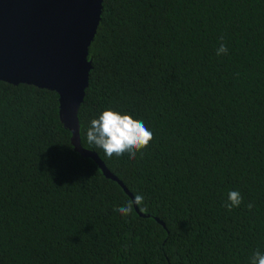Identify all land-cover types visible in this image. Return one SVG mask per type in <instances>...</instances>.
Wrapping results in <instances>:
<instances>
[{"label": "trees", "instance_id": "1", "mask_svg": "<svg viewBox=\"0 0 264 264\" xmlns=\"http://www.w3.org/2000/svg\"><path fill=\"white\" fill-rule=\"evenodd\" d=\"M88 59L81 146L144 197L145 215L114 210L131 198L74 149L54 90L0 80V264H251L264 253V0H102ZM106 108L153 133L135 159L87 142ZM230 190L243 198L231 211Z\"/></svg>", "mask_w": 264, "mask_h": 264}, {"label": "water", "instance_id": "2", "mask_svg": "<svg viewBox=\"0 0 264 264\" xmlns=\"http://www.w3.org/2000/svg\"><path fill=\"white\" fill-rule=\"evenodd\" d=\"M101 9L102 0H0V80L54 90L59 119L70 131L74 149L93 159L134 201L98 154L80 143L77 114L88 84V48ZM133 206L139 215H145L135 203Z\"/></svg>", "mask_w": 264, "mask_h": 264}, {"label": "clouds", "instance_id": "3", "mask_svg": "<svg viewBox=\"0 0 264 264\" xmlns=\"http://www.w3.org/2000/svg\"><path fill=\"white\" fill-rule=\"evenodd\" d=\"M227 46L221 42L216 50V55L227 54ZM87 142L101 149L108 158L120 157L127 153L129 159H135L137 152L147 148L153 139V133L145 126L142 120L134 119L129 114H121L110 108L103 110L98 118H93L86 131ZM144 197L135 195V200L114 209L123 216H128L133 211V203L141 205ZM243 201L238 191L230 190L224 207L231 211L239 207ZM249 210L253 207L248 204ZM251 264H264V253L256 250L251 256Z\"/></svg>", "mask_w": 264, "mask_h": 264}]
</instances>
